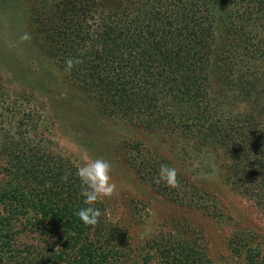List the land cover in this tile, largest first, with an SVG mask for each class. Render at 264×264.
I'll return each mask as SVG.
<instances>
[{
	"label": "trees",
	"instance_id": "trees-1",
	"mask_svg": "<svg viewBox=\"0 0 264 264\" xmlns=\"http://www.w3.org/2000/svg\"><path fill=\"white\" fill-rule=\"evenodd\" d=\"M33 1L32 26L67 80L112 118L224 150L232 181L264 213V0ZM69 57L82 61L71 73ZM42 124L0 81V264H215L190 238L137 249L103 201L85 226L77 167ZM149 155L134 165L142 178L188 203L184 184L153 182L169 163ZM231 249L229 264H264V238L237 235Z\"/></svg>",
	"mask_w": 264,
	"mask_h": 264
},
{
	"label": "rangeland",
	"instance_id": "rangeland-1",
	"mask_svg": "<svg viewBox=\"0 0 264 264\" xmlns=\"http://www.w3.org/2000/svg\"><path fill=\"white\" fill-rule=\"evenodd\" d=\"M34 3L0 0V81L13 94L28 96L39 109L41 135L52 151L76 167L82 156L112 162L118 190L103 202L132 244L142 249L155 238H190L215 264H229L232 238H264V213L232 181L224 150L102 112L66 79L37 37L30 18ZM25 32L31 34L30 42L18 40ZM148 153L177 170L188 203L142 178L134 165L140 167Z\"/></svg>",
	"mask_w": 264,
	"mask_h": 264
},
{
	"label": "clouds",
	"instance_id": "clouds-1",
	"mask_svg": "<svg viewBox=\"0 0 264 264\" xmlns=\"http://www.w3.org/2000/svg\"><path fill=\"white\" fill-rule=\"evenodd\" d=\"M31 34L23 33L18 37L20 42H30ZM79 57H69L64 61V71L71 73L73 68L81 63ZM113 164L102 157L82 156L77 166L76 177L80 181V195L83 197L85 207L80 208L76 215L85 226L95 227L103 212L96 205L105 199H111L118 190V185L113 179ZM67 180V175L63 177ZM154 183L164 182L168 187L179 188L178 172L174 167L161 164Z\"/></svg>",
	"mask_w": 264,
	"mask_h": 264
}]
</instances>
